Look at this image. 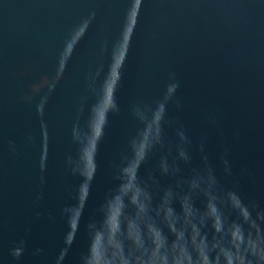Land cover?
Masks as SVG:
<instances>
[{"label": "water", "instance_id": "obj_1", "mask_svg": "<svg viewBox=\"0 0 264 264\" xmlns=\"http://www.w3.org/2000/svg\"><path fill=\"white\" fill-rule=\"evenodd\" d=\"M0 264H264V0H15Z\"/></svg>", "mask_w": 264, "mask_h": 264}]
</instances>
